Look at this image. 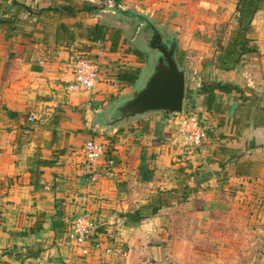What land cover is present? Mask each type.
<instances>
[{"label": "crops", "instance_id": "1", "mask_svg": "<svg viewBox=\"0 0 264 264\" xmlns=\"http://www.w3.org/2000/svg\"><path fill=\"white\" fill-rule=\"evenodd\" d=\"M162 5L0 0V264H176V253L159 241L166 231L155 227L162 213L185 203L206 217L233 192L264 187L262 39L250 63L258 69L215 60L197 70L193 89L210 80L237 86L185 97L183 109L198 113L207 131L201 147H187L174 118L159 111L104 125L152 62L142 47L149 26L138 15ZM96 25L103 33L93 40ZM99 40L108 50L105 76L88 90L69 87L72 53H90ZM90 138L106 143L116 162L95 181L82 152ZM85 211L98 221L103 246L83 256L62 239L70 219Z\"/></svg>", "mask_w": 264, "mask_h": 264}, {"label": "rangeland", "instance_id": "2", "mask_svg": "<svg viewBox=\"0 0 264 264\" xmlns=\"http://www.w3.org/2000/svg\"><path fill=\"white\" fill-rule=\"evenodd\" d=\"M157 1L164 3L159 11L143 15L174 32L177 59L186 72L185 95L196 86L197 70L201 65L209 67L210 61L237 65L239 70L258 69L250 65L251 54L227 50L237 27V0ZM249 36L247 48L255 47L257 39L264 41V11L256 15ZM226 200L206 217L185 203L161 214L155 227L166 231V236L159 241L176 253V264H264V187L233 192Z\"/></svg>", "mask_w": 264, "mask_h": 264}, {"label": "built area", "instance_id": "3", "mask_svg": "<svg viewBox=\"0 0 264 264\" xmlns=\"http://www.w3.org/2000/svg\"><path fill=\"white\" fill-rule=\"evenodd\" d=\"M88 52H73L71 55L72 72L74 79L69 87L80 89H91L105 76V58L108 50L101 40L91 44ZM30 121L35 117L30 116ZM174 121L177 133L187 147L197 149L207 139V131L200 115L191 110L183 109ZM90 178L95 181L103 173H113L116 167L115 159L109 156L106 143L95 138L86 140L82 146ZM100 227L92 213L85 211L73 216L68 224L66 233L62 239L64 247L77 249L83 256L89 255L92 251L101 250L103 243L97 236Z\"/></svg>", "mask_w": 264, "mask_h": 264}, {"label": "water", "instance_id": "4", "mask_svg": "<svg viewBox=\"0 0 264 264\" xmlns=\"http://www.w3.org/2000/svg\"><path fill=\"white\" fill-rule=\"evenodd\" d=\"M115 9L122 12L118 3ZM138 16L151 28L149 38L142 47L150 52L152 62L140 83L113 104L103 120L106 127L153 111L175 118L183 110L186 72L177 59L175 34L165 25H155L148 17Z\"/></svg>", "mask_w": 264, "mask_h": 264}, {"label": "trees", "instance_id": "5", "mask_svg": "<svg viewBox=\"0 0 264 264\" xmlns=\"http://www.w3.org/2000/svg\"><path fill=\"white\" fill-rule=\"evenodd\" d=\"M114 1L117 2L119 0ZM85 4V7H87V9H92L94 7V4L91 2H87ZM258 10H264V0H238L236 5L237 27L232 36V40L227 47V50L230 51V53L233 52L241 55L242 53L246 52L248 54H251L252 56L253 54H259L257 46L253 48L246 47V44L249 42L248 35L252 30V21ZM91 32V39L95 40L96 38L101 37L103 33L102 26L96 25L91 29ZM237 62L238 60L234 59V64H236ZM119 76L120 78L126 80L130 79L129 74H127L126 72L120 73ZM235 88H237V86L229 82H220L217 80L203 81L198 88L190 89L189 91H187L185 97H190L195 92L211 93L215 90L226 92L231 91ZM157 208L158 207H155L154 210H156ZM134 214L135 213H127L126 215L132 217L134 216ZM137 220H139V218Z\"/></svg>", "mask_w": 264, "mask_h": 264}, {"label": "flooded vegetation", "instance_id": "6", "mask_svg": "<svg viewBox=\"0 0 264 264\" xmlns=\"http://www.w3.org/2000/svg\"><path fill=\"white\" fill-rule=\"evenodd\" d=\"M146 32H144V34L149 37L150 33H151V28L150 27H146Z\"/></svg>", "mask_w": 264, "mask_h": 264}]
</instances>
